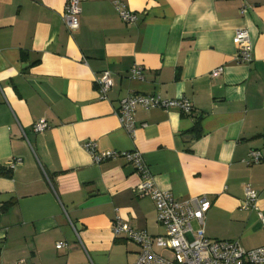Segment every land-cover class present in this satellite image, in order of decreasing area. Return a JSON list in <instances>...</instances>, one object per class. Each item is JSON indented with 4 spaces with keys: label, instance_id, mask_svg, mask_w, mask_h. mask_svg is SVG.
I'll return each mask as SVG.
<instances>
[{
    "label": "crops",
    "instance_id": "0c3cea01",
    "mask_svg": "<svg viewBox=\"0 0 264 264\" xmlns=\"http://www.w3.org/2000/svg\"><path fill=\"white\" fill-rule=\"evenodd\" d=\"M67 1L0 0V167L10 171L0 176V264H134L140 248L114 236L117 218L164 234L133 165L95 163L88 142L139 152L155 186L179 201L206 197L210 240L264 247V0H81L74 33ZM239 29L251 38L250 64L235 62ZM134 94L186 99L192 112L138 108L130 136L115 112ZM41 120L48 129L35 133ZM247 186L257 211L241 208Z\"/></svg>",
    "mask_w": 264,
    "mask_h": 264
},
{
    "label": "built area",
    "instance_id": "2783aa9c",
    "mask_svg": "<svg viewBox=\"0 0 264 264\" xmlns=\"http://www.w3.org/2000/svg\"><path fill=\"white\" fill-rule=\"evenodd\" d=\"M81 0H68L64 6L63 22L70 33L79 29V14ZM115 10L119 18L128 24L134 23L137 18L124 3L117 2ZM245 14V9H242ZM233 43L237 47L235 62L238 64H250L253 61V46L249 32L246 29L236 30ZM223 69H215L211 77H218ZM133 79L142 80V73L138 67L131 70ZM101 99L107 98L111 88L110 73L104 72L103 78L97 83ZM138 108L144 110L154 109H178L184 114L192 112V106L186 99H163L157 94H134L120 101L115 114L122 128L132 136L136 129L134 119ZM35 133H43L48 129L46 121L41 120L33 125ZM83 149L90 153L95 163L123 159L133 165L139 175L141 183L139 194L148 196L154 203L157 212V223L163 228L164 234L152 236L144 230H134L127 226L120 218L113 225L115 237H121L136 244L140 251L134 264H264V247L246 251L237 242L216 241L206 237L204 231L205 215L210 209V202L206 197L190 198L179 201L170 192L158 189L149 172V168L137 151L131 152H98L94 143L88 142ZM252 163H259L261 156L258 152L250 153ZM20 162L16 160L11 164V169ZM257 193L249 186L244 189V201L241 208L244 210L256 207ZM258 217L264 227V216L258 213ZM193 222L198 224V229L193 228ZM63 244H57L61 249ZM160 248L171 257L156 252Z\"/></svg>",
    "mask_w": 264,
    "mask_h": 264
},
{
    "label": "rangeland",
    "instance_id": "374dc122",
    "mask_svg": "<svg viewBox=\"0 0 264 264\" xmlns=\"http://www.w3.org/2000/svg\"><path fill=\"white\" fill-rule=\"evenodd\" d=\"M156 252H158V253H160V254H164L166 257H168V258H170L171 256L168 254V253H166V251H164V250H162V249H160V248H157L156 247Z\"/></svg>",
    "mask_w": 264,
    "mask_h": 264
},
{
    "label": "trees",
    "instance_id": "16d2710c",
    "mask_svg": "<svg viewBox=\"0 0 264 264\" xmlns=\"http://www.w3.org/2000/svg\"><path fill=\"white\" fill-rule=\"evenodd\" d=\"M9 172L10 171H5V170L1 169V167H0V176L8 177L9 176Z\"/></svg>",
    "mask_w": 264,
    "mask_h": 264
}]
</instances>
